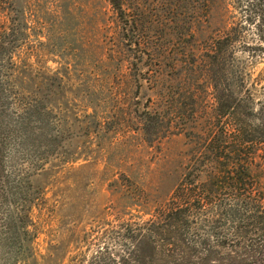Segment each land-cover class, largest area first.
<instances>
[{"label": "rangeland", "instance_id": "obj_1", "mask_svg": "<svg viewBox=\"0 0 264 264\" xmlns=\"http://www.w3.org/2000/svg\"><path fill=\"white\" fill-rule=\"evenodd\" d=\"M25 3L0 14L11 29L0 36V264H202L205 251L214 264L254 261L264 241V0H123L128 54L141 62L118 71L104 0L63 1L62 20ZM15 69L27 77L20 89L3 81ZM148 112L168 117L142 135ZM170 115L180 120L168 131ZM239 128L255 140L248 212L235 148L221 164L206 157L220 130Z\"/></svg>", "mask_w": 264, "mask_h": 264}, {"label": "trees", "instance_id": "obj_2", "mask_svg": "<svg viewBox=\"0 0 264 264\" xmlns=\"http://www.w3.org/2000/svg\"><path fill=\"white\" fill-rule=\"evenodd\" d=\"M47 1V3L45 4V2ZM56 1L55 4V10L52 11V13H50L49 8L47 9V7L51 6L53 4V2ZM66 1V0H25V4L27 6L32 5V7H34L35 9H37L38 12H41L42 10L44 11L42 14V17H46V16H51L54 17L56 20L57 19H63L65 17V15L67 14V10H65L62 5L61 2ZM108 6L111 8V10L113 11L114 14V22H113V26L116 30V32L114 31L113 33V37L110 36L112 39L110 41L109 45L110 47L109 50H111L112 48L115 49L116 48V53L118 54V59L114 65V70L118 71V69L123 68L124 66L128 67V66H133V67H137V64L141 62V59L139 58L138 61L133 62V59L131 58V56L128 54L129 49H131V43L130 40H127V37L125 36L126 33H128L129 29V20H128V16H127V12L125 10V5L123 3V0H104ZM13 0H0V14H3V9H2V5H6V4H12ZM59 4V5H58ZM45 8V9H44ZM32 14V13H29ZM39 16L41 14H38ZM29 18V16H28ZM100 22V19L98 20ZM24 23H26V20L24 19ZM99 25L97 27V34L101 37H104L106 35H104V33H102V29H100ZM11 29L9 28H5L4 25L3 27H0V36L1 35H6L7 32H10ZM24 32V31H23ZM1 40V38H0ZM99 45V44H98ZM105 45H107V42L105 43ZM104 46V45H103ZM140 46V44H137V47ZM100 47V51H102L103 47L102 44L99 46ZM5 49L2 46V43L0 42V56H5ZM7 54V53H6ZM9 59H13L12 55L8 56L7 61H9ZM111 59V58H110ZM109 59V60H110ZM1 73V70H0ZM1 78V77H0ZM7 80L9 83L13 84L15 86L16 89H20L21 86H23V84H25V82L27 81V77L25 75L24 72H21L19 70L12 71L11 75L8 73L7 75H5V79H3V81ZM134 84H137L138 80L137 79H133L132 80ZM224 97V96H223ZM160 98V97H159ZM225 98V97H224ZM162 99V98H161ZM165 102H169V100H173V98H170V96L164 98ZM170 103V102H169ZM264 110V109H263ZM261 114L258 115L259 117V121H260V125L262 128V131H264V112H260ZM172 118L167 119V123H166V127L167 130H171L170 126L174 124L175 120H180L179 116L177 117L176 115H170ZM168 116H161L160 113L158 112H154V113H150L148 112L146 114V118L143 119L141 122H139V127H141V134L145 135L146 131L148 132V130H153L156 127L155 126H161L163 124V120H166ZM191 122H193V119H191ZM185 125H188V121H185ZM143 128V129H142ZM228 132L224 131V130H220V134L218 135L217 139H215L214 144H210L208 146L207 149V153L206 157L208 156H212L213 159L212 161L216 162V164H221L218 163L220 158L223 159H227L229 160L230 155L229 154H225L227 147L229 145H232V147H234L235 149L232 151L233 152V156L234 158L232 159V161H234L233 166L236 167V170L234 172V174H236V181L239 182V184L241 185L240 190L243 191V197L244 200L242 199L239 204H240V209L243 212H248L247 210L250 209L251 207L249 206V204L247 205V201H245V199H249L245 196V194H247V192H250L251 189H253V187L251 186V189H246L248 186V181L252 178L251 174H250V165L252 164L251 161H248V156H252L254 153H251L252 148H250V146L255 145V140L251 139L248 136L249 130L244 129L243 128H239V129H231V130H227ZM261 136V134H259ZM186 140H188V135L184 136ZM195 140V144H199L202 142L203 143H207V140H202V137H193ZM194 142V141H193ZM245 145V147H243ZM246 146H248V148H246ZM211 154V155H209ZM240 159V161H238ZM236 162V163H235ZM238 162V163H237ZM260 169V168H259ZM262 171V170H261ZM226 174H230L228 171H226ZM212 180V179H211ZM217 181H213L212 180V185L213 186H219V184H217ZM256 187L258 189H260V184L259 181L255 182ZM218 188V187H217ZM256 188V191H258ZM170 210V211H169ZM174 208L172 209H168L169 212L173 211ZM185 212V211H184ZM228 211H226V213L224 212L225 217H228ZM239 217H244L242 214L239 215L238 213L236 214ZM241 223H244V220H240ZM264 230V228H263ZM264 239V236H263ZM205 259L202 260V264H214L211 261V252L210 251H205ZM141 264H155V262L151 259L145 261L142 260L140 262ZM137 263V264H140ZM136 264V263H135ZM174 264V263H173ZM245 264V263H244ZM247 264H264V241L262 243L261 246V250L258 254V256L255 258L254 261H251L250 263Z\"/></svg>", "mask_w": 264, "mask_h": 264}]
</instances>
